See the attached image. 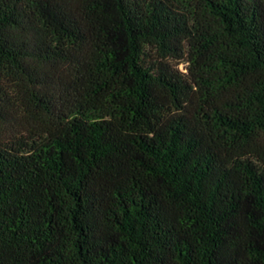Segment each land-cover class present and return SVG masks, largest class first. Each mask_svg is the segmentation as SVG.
<instances>
[{
	"label": "trees",
	"instance_id": "1",
	"mask_svg": "<svg viewBox=\"0 0 264 264\" xmlns=\"http://www.w3.org/2000/svg\"><path fill=\"white\" fill-rule=\"evenodd\" d=\"M0 264H264V0H0Z\"/></svg>",
	"mask_w": 264,
	"mask_h": 264
},
{
	"label": "rangeland",
	"instance_id": "2",
	"mask_svg": "<svg viewBox=\"0 0 264 264\" xmlns=\"http://www.w3.org/2000/svg\"><path fill=\"white\" fill-rule=\"evenodd\" d=\"M178 67H179V69H181V70H185V69H184V64H182V63H180V64L178 65Z\"/></svg>",
	"mask_w": 264,
	"mask_h": 264
}]
</instances>
